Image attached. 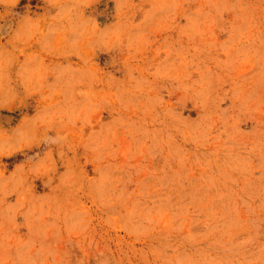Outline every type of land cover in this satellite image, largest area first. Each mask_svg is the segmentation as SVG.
<instances>
[{
	"label": "rangeland",
	"instance_id": "rangeland-1",
	"mask_svg": "<svg viewBox=\"0 0 264 264\" xmlns=\"http://www.w3.org/2000/svg\"><path fill=\"white\" fill-rule=\"evenodd\" d=\"M0 264H264V0H0Z\"/></svg>",
	"mask_w": 264,
	"mask_h": 264
}]
</instances>
